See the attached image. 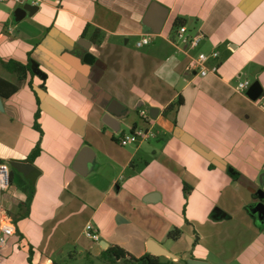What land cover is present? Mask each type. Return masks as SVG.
Instances as JSON below:
<instances>
[{"label": "crops", "instance_id": "1", "mask_svg": "<svg viewBox=\"0 0 264 264\" xmlns=\"http://www.w3.org/2000/svg\"><path fill=\"white\" fill-rule=\"evenodd\" d=\"M152 5L151 20L165 15L158 34L144 25ZM180 26L201 34L196 49L175 45ZM143 35L152 41L138 51ZM214 51L216 75L190 70ZM10 60L31 64L25 79ZM244 81L264 93V0H47L33 14L0 4V161L12 173L0 206L16 219L0 264H71L102 245L141 257L150 242L173 263L264 264V226L250 212L264 191V108L236 91ZM8 83L17 91L6 97ZM114 101L124 110L110 128ZM140 125L154 137L122 145ZM85 148L93 159L80 174ZM15 163L35 168L34 184ZM89 221L99 251L78 236Z\"/></svg>", "mask_w": 264, "mask_h": 264}, {"label": "built area", "instance_id": "2", "mask_svg": "<svg viewBox=\"0 0 264 264\" xmlns=\"http://www.w3.org/2000/svg\"><path fill=\"white\" fill-rule=\"evenodd\" d=\"M14 3L17 5L25 6L31 5L40 7L45 4L47 0H0V4ZM175 45L183 51L196 49L201 40V34L190 35L186 26H180L176 35ZM151 35H143V37L136 43L137 48H142L151 43ZM219 57L218 52L214 51L211 54L200 53L197 57L191 59L189 68L195 72L198 76L204 78L209 75H216L217 65L210 64L211 61L217 60ZM251 84L248 81L238 82L236 91L238 93H245ZM261 100V107L264 108V98ZM258 100V101H259ZM140 121L144 124L148 121V111L142 110L139 113ZM149 137H154V134L149 133L145 129V126H135L130 134L120 137L122 145H128L129 143H136L138 139L146 141ZM11 169L7 162L0 161V196L8 193L11 188ZM16 234V226L12 217L0 206V253L6 247L9 239ZM85 236L89 240L99 243L100 234L99 231L91 224L88 223L85 227Z\"/></svg>", "mask_w": 264, "mask_h": 264}, {"label": "water", "instance_id": "3", "mask_svg": "<svg viewBox=\"0 0 264 264\" xmlns=\"http://www.w3.org/2000/svg\"><path fill=\"white\" fill-rule=\"evenodd\" d=\"M154 8H155V5H152L149 8L148 13L146 15V20L144 22V25L151 28L153 30V33L158 34L165 20V15L162 14V17L158 21L151 20V15L153 14ZM38 9L39 7H36V6H31V5L24 6V10L27 12H30L31 14L36 12ZM81 41L86 43V45H82L83 47L89 48L91 46L90 42H87L83 39H81ZM32 64H33L32 65L33 73H35L36 75H41L38 64L35 61H33ZM245 93H246V96L253 102H257L264 95L263 89L261 85L259 84V82H254L253 84H251V86L248 88V90ZM123 110H124V107L120 105L118 102L116 101L112 102L111 108H109L107 111L106 120L108 121L105 120L104 122L110 128H115L111 126V123L109 122L111 120L115 121L116 116H120L121 115L120 113H122ZM0 111H3V102H2L1 97H0ZM155 111L157 112L158 110L157 109L151 110V114L153 116H155V113H154ZM92 159H93V153L90 151L89 148H85L79 155L76 161V165L74 166V169L80 174L86 173L89 170V166L92 163ZM14 167L17 168L19 172L23 173L31 181L32 184L35 183L37 177L35 175L33 176L30 175V173H32L31 171L35 169L32 165L15 163ZM257 194H258L259 201L256 204H254L252 208H250V212L256 216L257 223L264 226V191L259 190ZM102 248L106 250L108 246L102 245ZM149 254L158 256V257H161V256L171 257V255L165 249L157 246L153 242L149 243ZM187 263L188 264H209L208 262L201 261V260H195V259H190L187 261Z\"/></svg>", "mask_w": 264, "mask_h": 264}, {"label": "trees", "instance_id": "4", "mask_svg": "<svg viewBox=\"0 0 264 264\" xmlns=\"http://www.w3.org/2000/svg\"><path fill=\"white\" fill-rule=\"evenodd\" d=\"M88 26L85 29L84 36L86 35L88 31ZM102 39V35L99 30H94L91 40L96 43L100 44ZM5 66L8 70H11L19 75V77L22 79H25L28 72H31V64L28 63L26 65H23L19 62L10 60L8 61ZM8 92L7 96L9 97L13 93L17 91L16 86H12L8 83ZM0 95L4 96L1 92ZM182 105V99H178V101L175 104H171L168 106L166 111H170L175 109L176 107H179ZM38 119V115L37 118ZM35 128L40 130L39 124L35 123ZM11 183H12V173H11ZM191 188H185L186 193L189 192ZM30 198H32V194H30ZM22 217H25L22 215ZM14 224L16 223V219H13ZM181 236V231L179 229H176L175 231H172L169 233V238L172 240H177ZM100 259L104 260L106 264H173L170 260H165L162 257L154 256L151 254H144L141 257H134L130 253H128L125 249L121 248L120 246H110L106 250L102 251ZM29 263L32 264L31 256L29 257Z\"/></svg>", "mask_w": 264, "mask_h": 264}, {"label": "rangeland", "instance_id": "5", "mask_svg": "<svg viewBox=\"0 0 264 264\" xmlns=\"http://www.w3.org/2000/svg\"><path fill=\"white\" fill-rule=\"evenodd\" d=\"M134 43H135V40L134 39H131L130 40V47L131 48H135ZM136 49L138 51H140L139 48L136 47ZM256 103H258L259 107L262 108L261 107V105H262L261 100L257 101ZM124 129L127 131V128L126 127H124ZM128 134H130V132ZM128 134H126V135H128ZM140 142H141V139H138V141L136 143H129L128 149L135 148L136 145L139 144ZM88 223H91L98 230V228L96 227V225H95L94 222L89 221ZM84 226L86 227L85 224H84ZM82 229L78 232L79 238H82L83 239V240H81V244L82 245H84V244H91V245H93L94 250L99 251L100 250V245L98 243H95V242L93 243V241L89 240L88 238H85L86 236H85V234H83ZM175 230H176V228H174L172 231H175ZM171 241H172V239H171ZM173 241H176V240H173ZM184 244H185V242H183V245ZM165 245H166V247L169 250H171V248L169 247L170 245L168 243L165 242ZM99 257H100V255L98 257H95V256L94 257H89V255H85L84 258L76 259V261H73L71 264H106V262L104 260L100 259ZM210 260L212 261V264H219L218 262L214 261L212 258ZM173 264H187V263H184V262L182 263L181 262V263H173Z\"/></svg>", "mask_w": 264, "mask_h": 264}]
</instances>
